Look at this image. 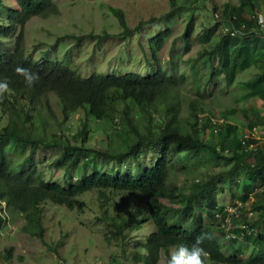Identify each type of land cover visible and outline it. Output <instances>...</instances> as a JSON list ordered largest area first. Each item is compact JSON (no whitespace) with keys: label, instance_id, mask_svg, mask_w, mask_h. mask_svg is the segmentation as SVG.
Masks as SVG:
<instances>
[{"label":"trees","instance_id":"obj_1","mask_svg":"<svg viewBox=\"0 0 264 264\" xmlns=\"http://www.w3.org/2000/svg\"><path fill=\"white\" fill-rule=\"evenodd\" d=\"M16 1L18 6L4 4L8 15L0 27L1 35L12 44L10 49L0 48V77L9 82L8 91L0 94V234L8 223L23 217L24 231L44 240V202L80 209L83 202L78 197L96 189L104 218L112 226L106 238L131 245L134 264H167L180 244L191 246L198 237L207 252L204 264H264V141L251 134L258 125L264 126V115L247 116L249 133L235 122L215 121L210 114L212 94L206 91L209 82L219 79L216 74H223L226 84L232 85L253 65L264 68V61L259 64L264 59V38L253 29L256 20L245 19L244 7L226 8L217 20L214 3L212 25L196 37L195 18L189 20L182 37L184 50H191L194 38L210 46L199 51L198 57L190 56L187 66L173 63L167 70L161 65L159 54L173 33L167 26L147 39V58L156 62L155 67L145 72L95 70L83 75L70 47L64 48L62 60L37 59L26 51L28 22L36 16L59 14L58 2ZM249 4L255 10L254 3L249 0ZM108 11L122 27L119 36L125 40L159 21L151 18L131 28L122 9L109 6ZM230 22L245 23L246 32H225L224 24ZM109 36V32H91L66 38L102 41ZM204 57L212 63L208 81L199 63ZM17 66L36 72L38 81L27 87L23 76L14 71ZM244 85L241 99L264 98V73ZM183 88L195 95L183 93ZM50 95L59 100L62 121L83 112L75 137L58 129ZM184 103L190 109L186 119L182 117ZM90 120L107 133L102 146L87 144L93 130ZM49 151L56 155L45 167ZM147 154L153 157L150 166L142 161ZM91 160L115 165H93L87 173ZM128 162L136 166L120 169ZM46 169L51 170L49 174L61 170L66 182L50 179ZM180 175H185V183ZM225 183L237 190L234 197L243 204L241 214L231 217L233 226L225 224L226 205L219 200ZM107 190L137 193L145 204L127 214L110 213ZM218 212L222 217L217 220ZM238 242L243 247H234ZM12 251V247L7 249L6 259Z\"/></svg>","mask_w":264,"mask_h":264},{"label":"rangeland","instance_id":"obj_2","mask_svg":"<svg viewBox=\"0 0 264 264\" xmlns=\"http://www.w3.org/2000/svg\"><path fill=\"white\" fill-rule=\"evenodd\" d=\"M60 7V13L48 18L36 16L26 26V51L34 57L46 59H64V48L72 49V60L83 75H89L95 70L100 71H134L145 72L148 67L156 66L150 56L147 39L149 36L164 30L170 26L173 30L170 40L161 50L159 57L165 69L175 63L178 66H187V59L198 57L199 51L208 49L210 45L196 41L189 52L184 50V30L189 20L195 18L196 31L194 37L200 35L203 30L214 21V14L230 10L234 7H244V17L253 21V13L258 12L264 16V0H250L255 5V10L250 8L249 0H176L175 5L171 0H56ZM4 2V3H3ZM218 6L214 12L213 4ZM18 6L16 0H0V27L4 16L8 15L5 6ZM113 6L124 11L128 25L133 28L141 21L151 18L159 19L158 22L143 27L141 33H133L129 40L119 36L122 27L117 19L108 11ZM212 25V24H211ZM104 34L111 36L101 40L86 39L77 41L67 35H88L89 33ZM55 47H52V46ZM11 39L5 38L0 33V48L10 49ZM63 56V57H62ZM264 59L259 64L262 65ZM205 72L204 81H208L212 63L208 57L199 62ZM218 65V63H216ZM190 72V71H189ZM264 73L261 66H252L242 71L232 85H227L223 74H216L219 79L209 82L206 91L212 94L209 99L212 105L213 119L220 121L235 122L242 130L249 133L247 116H254V112L264 115V98L259 96L241 99L246 91L245 83L255 79ZM220 81V82H219ZM218 83V84H217ZM242 84V85H241ZM183 93L195 95L192 90L182 89ZM191 92V93H190ZM51 105L57 115L58 129L66 136L75 137L80 129V122L84 116L82 111L72 115L68 120L62 121L61 106L55 95H50ZM190 112L189 106L184 103L182 117L186 119ZM248 114V115H247ZM92 133L87 144L99 147L101 140L107 134L94 120H90ZM254 137L264 141V126L258 125L252 130ZM207 138L210 132L206 133ZM48 155V156H47ZM54 152H47L48 160L43 164L47 167ZM152 156L149 154L142 157L145 165L150 166ZM93 165L97 167L113 166L112 162L91 160L88 162L85 172L92 171ZM120 165V164H119ZM125 166H136V162L124 163ZM48 171V172H47ZM217 171V168L214 169ZM47 170L50 179L66 182L61 170ZM74 173H77L74 171ZM206 177V174L203 178ZM75 179L70 178L69 181ZM180 180L185 183V175H180ZM225 186L219 196L224 205H232L237 199L236 191ZM110 208L108 211L114 214H127L137 205H144V200L137 193L125 191L107 190ZM99 191L93 189L79 196L83 206L80 209L71 210L65 205L44 202L42 204L43 225L45 227L44 240L24 231L26 223L20 217L15 223L10 222L0 234V264H134L131 255V245L122 244L120 239L109 240L106 234L112 231L103 215ZM241 211L239 212V215ZM234 215V214H233ZM231 216V215H230ZM242 221V219H241ZM234 220L230 226L234 225ZM153 228V227H151ZM149 228L144 230L147 233ZM137 235V233H134ZM12 247V255L8 260L5 258L7 249ZM230 246V250L233 251ZM234 247H243L240 242ZM229 250V249H227Z\"/></svg>","mask_w":264,"mask_h":264},{"label":"clouds","instance_id":"obj_3","mask_svg":"<svg viewBox=\"0 0 264 264\" xmlns=\"http://www.w3.org/2000/svg\"><path fill=\"white\" fill-rule=\"evenodd\" d=\"M264 20V18H262ZM15 72L23 76L27 87H32L38 81L39 76L36 72L28 68L17 66ZM9 82L7 77H0V94L8 91ZM202 240L198 237L191 246L180 244L176 250L171 252L167 264H204L202 257L207 256L206 250L201 246Z\"/></svg>","mask_w":264,"mask_h":264},{"label":"built area","instance_id":"obj_4","mask_svg":"<svg viewBox=\"0 0 264 264\" xmlns=\"http://www.w3.org/2000/svg\"><path fill=\"white\" fill-rule=\"evenodd\" d=\"M254 20H256L255 22V27L253 28L254 31L258 34L261 33V36L264 38V20H262V18H264V16L260 13L258 15H254L252 16ZM215 19H220V14L216 13L215 15ZM233 22L230 23H225L224 24V31L227 33H230L231 35H240L243 34L244 32H246L247 29V25L245 23L241 24L240 26L237 25H233ZM220 121V120H219ZM253 136L254 134L251 133ZM243 206V204L239 201L234 202L232 205H226L225 208L223 209V212L227 213V220L225 222V224L230 225L231 223V217L232 216H238L239 215V209ZM234 214V215H233ZM231 215V216H230ZM216 218L221 219L222 217V212L221 213H217L216 214Z\"/></svg>","mask_w":264,"mask_h":264}]
</instances>
